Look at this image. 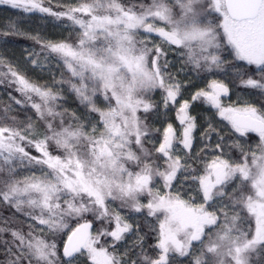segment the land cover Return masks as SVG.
I'll list each match as a JSON object with an SVG mask.
<instances>
[{"label":"snow or ice","instance_id":"obj_1","mask_svg":"<svg viewBox=\"0 0 264 264\" xmlns=\"http://www.w3.org/2000/svg\"><path fill=\"white\" fill-rule=\"evenodd\" d=\"M0 5L68 33H4L39 46L34 69L61 71L40 83L0 56V83L19 93L0 113V204L14 210L0 218V264H264V101L252 99L264 98V0ZM176 58L186 75L221 77L191 97L227 122L209 120L195 152ZM230 70L249 99L224 105ZM161 105L179 128L153 127Z\"/></svg>","mask_w":264,"mask_h":264},{"label":"trees","instance_id":"obj_2","mask_svg":"<svg viewBox=\"0 0 264 264\" xmlns=\"http://www.w3.org/2000/svg\"><path fill=\"white\" fill-rule=\"evenodd\" d=\"M67 4L74 3V0H52V7L56 9L58 4ZM47 6V4H46ZM23 18V19H22ZM29 21V22H26ZM11 24H16L18 28L24 30V32L35 35L37 33L46 36L51 39H60L62 36H67L68 33L62 30L63 26L57 27V21L54 18L45 16L41 13H25L20 9H11L7 5H0V56L4 57L6 61H10L11 63L19 64L21 68L27 69L28 75L33 79L40 83H44L45 81H50L53 71L57 78L60 75V69L53 64L50 66L48 70H44L40 67H36L35 69L28 63V66L23 63L28 59V52L35 49V51L39 52L40 48L38 45H35L34 42L30 39L25 38L24 36H17L4 33L8 31V28ZM22 50V52H21ZM168 59L170 61L173 60V55L170 53ZM229 59H231L229 57ZM43 63V61H42ZM175 67H170L169 71L175 74V68L181 67L180 61L178 58L174 61ZM7 68H0V72H6ZM177 73V72H176ZM259 74H257L258 77ZM181 80L184 87L182 88V94L179 97L180 102L187 99L190 101V109L189 112L192 116L196 117L197 120V129L194 132L195 138V151H199V149L203 146L201 141L202 134L206 131L208 127V121L211 120L217 128L227 124L226 121H222L219 115L216 112H213L209 109L208 104H206L202 99L197 101H192V95L201 88H206L209 80L213 78H221V77H213L209 75L206 79L200 80L197 79L195 73L191 75H186L185 72H179V76L177 77ZM2 79V78H0ZM226 79V82L229 84L230 93L229 96L225 97L223 100L224 105L233 104L237 101L238 97L242 99H249L248 92L241 89L239 86V78H234L231 70L229 71V76ZM191 81V83H189ZM15 95L19 98V93H16L13 88H9L7 82L0 83V113L3 112L4 107L9 103V94ZM161 99V94L159 91L154 93V100L159 102ZM254 100H262L264 98L260 97H252ZM68 107H75V98L71 97L68 101ZM179 104L176 105L178 107ZM165 109L161 105L159 117L153 116L152 119L154 121L153 127L160 128L162 131V126H166L168 122L174 123V125L179 128V122L176 120V112L175 108L171 111L167 112V115L164 114ZM253 140H257L255 133L249 134ZM212 143H215V137H213ZM14 210L9 208L7 205L0 204V218L3 217H12ZM17 225L20 224V221L23 219L19 214H15ZM152 219V218H149ZM144 221L141 219V224L143 225ZM75 225H73L74 227ZM99 227V224L96 225ZM147 231V228H145ZM132 238L130 237L128 243L131 244ZM153 242V237H149V243ZM2 258V256H0Z\"/></svg>","mask_w":264,"mask_h":264},{"label":"rangeland","instance_id":"obj_3","mask_svg":"<svg viewBox=\"0 0 264 264\" xmlns=\"http://www.w3.org/2000/svg\"><path fill=\"white\" fill-rule=\"evenodd\" d=\"M22 19H23V18H22ZM26 22H29V21L26 20ZM19 29H20V28H19ZM20 30H21V29H20ZM21 31L24 32V30H21ZM24 33H27V32H24ZM21 52H22V50H21ZM23 64L26 65V66H28V63H26V62H24ZM174 71H175V73H176V72H179V68H175ZM224 98H225V97H222V103H224V102H223V101H224V100H223ZM208 106H209V109H210V110H212L213 112H216V110H215L214 108H211L210 105H208ZM65 238H66V237H65Z\"/></svg>","mask_w":264,"mask_h":264}]
</instances>
